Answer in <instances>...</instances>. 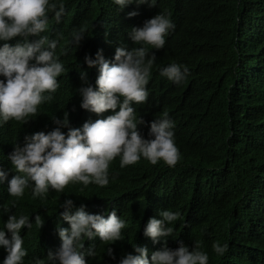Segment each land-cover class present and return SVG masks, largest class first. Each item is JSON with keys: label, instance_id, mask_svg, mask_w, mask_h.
Returning a JSON list of instances; mask_svg holds the SVG:
<instances>
[{"label": "clouds", "instance_id": "9594fccd", "mask_svg": "<svg viewBox=\"0 0 264 264\" xmlns=\"http://www.w3.org/2000/svg\"><path fill=\"white\" fill-rule=\"evenodd\" d=\"M113 3L129 17H137L135 4L155 7L157 0ZM64 12L63 0H0V219L8 215L0 224V264H208L209 255L201 245L189 244L179 231L183 211L176 199L167 202L171 193L178 197L180 172L205 174L200 162L195 157L183 162L167 111L149 123L145 138L138 130L144 121L136 116L133 104L149 102L150 97L154 101L168 92L166 87L159 92L150 87L152 72L173 87L186 85L192 77L199 104L207 106V111L198 112L210 119L217 116V109L227 107L233 114L234 107L237 115L232 120L245 121L258 116L264 102V74L252 73L237 103L229 98L233 105L226 100L225 106H217V95L208 105L201 88L193 85V71L162 55L169 46L165 37L175 25L168 15L158 13L130 28L127 35L132 42L127 38V43L110 51L98 49L94 58L84 56L83 63L97 68L98 75L93 85L80 71L79 107L103 119H89L73 128L64 112L62 117H51L52 130L33 126L38 107L53 99L60 87L57 78L66 70L57 54L62 36L42 35L49 26V13L59 22ZM251 15L264 18V3ZM84 36L83 28L74 29L71 42L78 47ZM17 37L15 44L8 43ZM247 50L264 56V37ZM110 54L113 58L106 59ZM159 166L170 169L174 177L163 174ZM128 174L136 176L137 186L132 181L115 185ZM233 180L232 172L221 205ZM74 183L88 191L74 201L66 196L45 223L40 215L31 214ZM254 184L234 213L232 264L253 262L264 254V175ZM19 202L20 210L10 214ZM228 248V243L212 244L219 256Z\"/></svg>", "mask_w": 264, "mask_h": 264}, {"label": "trees", "instance_id": "16d2710c", "mask_svg": "<svg viewBox=\"0 0 264 264\" xmlns=\"http://www.w3.org/2000/svg\"><path fill=\"white\" fill-rule=\"evenodd\" d=\"M63 3L65 12L60 21L57 22L54 14L49 13V26L42 35L49 38L62 36L57 54L66 70L57 78L60 87L52 93L53 99L38 107V118L32 122L33 126L52 130L51 117H62L64 112L69 113L73 128L81 127L89 119H103L100 114L79 107L80 71L87 73L88 81L93 85L98 75L97 68H88L83 63L84 56L90 54L94 58L98 49L107 52L115 45L127 43V33L134 24L142 26L146 19L158 13L168 15L175 25L165 37L169 46L162 55L182 62L193 71L196 76L193 85L201 88L207 103L217 95V106H225L229 98L237 103L243 98L242 87L252 73L264 74V56L247 50L264 37V18L256 20L251 15L264 0H157L155 7L135 4L139 12L137 17H129L127 12L118 10L113 0H63ZM81 28L85 36L76 47L71 42V33ZM19 39L13 38L8 43L15 44ZM113 56L110 54L106 59L111 60ZM150 82L152 89L154 87L159 92L166 87L168 92L154 101L150 97L149 102L133 104L136 116L144 121L138 125V130L147 138L149 123L167 111L175 124L174 132L182 149L183 162L188 164V157H195L200 162L202 173H205L199 177L180 172L181 181L178 180L175 187L178 197L171 193L167 200L172 204L176 199L183 211L179 231L189 244L198 242L201 245L209 255L208 264H232V241L237 226L234 213L242 199L253 191L254 183L264 175V102L259 105L258 116L252 119L232 120L235 118L233 115H237L234 107L233 114L227 107H222L217 109L216 117L207 119L197 111H207V106L199 104V93L192 87V77L186 85L173 87L152 72L148 84ZM62 131L66 133L67 129ZM159 168L163 174L173 176L170 169ZM232 172L234 180L228 199L221 205L220 198ZM130 176L128 174L115 185L132 181V185L137 186L136 176L134 179ZM84 191L88 188L74 183L58 196L56 194L58 198L51 196L47 204L34 208L31 214L40 215L45 223L66 196L74 201ZM20 208V202L14 203L10 214ZM7 218L8 215L2 217L0 224ZM214 241L229 244L223 256L213 251ZM236 255L240 256V252ZM261 263H264L263 253H259L253 262L246 259L245 264Z\"/></svg>", "mask_w": 264, "mask_h": 264}, {"label": "bare ground", "instance_id": "6f19581e", "mask_svg": "<svg viewBox=\"0 0 264 264\" xmlns=\"http://www.w3.org/2000/svg\"><path fill=\"white\" fill-rule=\"evenodd\" d=\"M237 95H238V92H237ZM164 204H166V203H164ZM258 207V206H257ZM255 211V210H254ZM251 231H248L247 233H250ZM51 239H53V238H51ZM54 240V239H53ZM55 243H58L57 241H55Z\"/></svg>", "mask_w": 264, "mask_h": 264}]
</instances>
